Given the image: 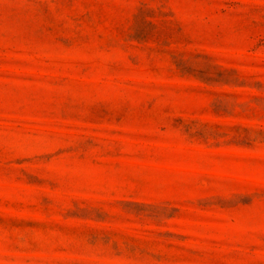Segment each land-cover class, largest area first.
I'll return each instance as SVG.
<instances>
[{"label":"rangeland","instance_id":"374dc122","mask_svg":"<svg viewBox=\"0 0 264 264\" xmlns=\"http://www.w3.org/2000/svg\"><path fill=\"white\" fill-rule=\"evenodd\" d=\"M0 264H264V0H0Z\"/></svg>","mask_w":264,"mask_h":264}]
</instances>
